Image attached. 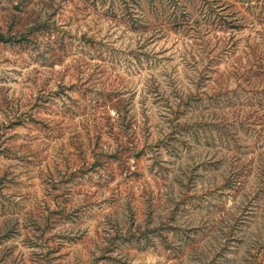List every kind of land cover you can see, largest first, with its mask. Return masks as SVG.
Returning a JSON list of instances; mask_svg holds the SVG:
<instances>
[{"label": "rangeland", "instance_id": "1", "mask_svg": "<svg viewBox=\"0 0 264 264\" xmlns=\"http://www.w3.org/2000/svg\"><path fill=\"white\" fill-rule=\"evenodd\" d=\"M0 264H264V0H0Z\"/></svg>", "mask_w": 264, "mask_h": 264}]
</instances>
